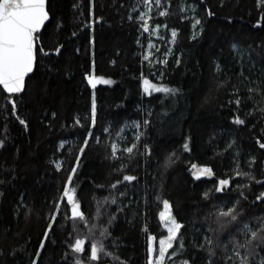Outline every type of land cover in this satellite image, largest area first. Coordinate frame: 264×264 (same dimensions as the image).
Segmentation results:
<instances>
[{
	"label": "trees",
	"instance_id": "obj_1",
	"mask_svg": "<svg viewBox=\"0 0 264 264\" xmlns=\"http://www.w3.org/2000/svg\"><path fill=\"white\" fill-rule=\"evenodd\" d=\"M144 7L172 41L155 64ZM47 10L24 92L0 89V264H150L165 203L179 229L163 264H264V0Z\"/></svg>",
	"mask_w": 264,
	"mask_h": 264
},
{
	"label": "water",
	"instance_id": "obj_2",
	"mask_svg": "<svg viewBox=\"0 0 264 264\" xmlns=\"http://www.w3.org/2000/svg\"><path fill=\"white\" fill-rule=\"evenodd\" d=\"M49 19L47 0H0V89L5 94L24 92L36 65L35 36ZM206 171L211 180V172ZM229 184L220 182V188Z\"/></svg>",
	"mask_w": 264,
	"mask_h": 264
},
{
	"label": "rangeland",
	"instance_id": "obj_3",
	"mask_svg": "<svg viewBox=\"0 0 264 264\" xmlns=\"http://www.w3.org/2000/svg\"><path fill=\"white\" fill-rule=\"evenodd\" d=\"M144 9L148 10V11L146 12V11L142 10L140 16L143 17V19H144V22H145L144 25H148L147 33L149 32V34H151L153 37L152 40H150V42L148 44V48L145 51L144 58L146 60H148L150 63L155 64V63H158V58L156 56V52L158 51V49L160 47V43L158 42V39H163V41H167V40H164L163 35L160 34L161 31H160V28L158 26H155V27L149 26L150 25L149 24V18L151 16V10L146 8V7H144ZM167 42L172 44L171 40H168ZM159 75H161V74H159ZM90 83L91 84L93 83L92 79L90 80ZM97 83L110 85L112 82L110 80L100 79V80H98ZM92 85H94V84H92ZM143 88H144V92L147 95H150L153 93H162L164 95V100L169 101V102H172L173 98L176 96V94L173 90H171L169 88L168 89L165 88L164 85L151 83L150 81H144ZM132 127H134V129H137L136 124H133ZM224 181H226V180H224ZM67 197H68L70 202H73V195L72 194L69 193L67 195ZM74 209L77 210L78 208L75 207ZM159 217H160L162 227L167 232V236L159 241V243H158L159 244V255L156 258H154L152 256L154 240H153V238H151L150 264H163L164 263L166 253L172 247L174 239L176 238V235H177V231L179 229V224L174 219V217L171 213L170 205L168 203L164 204L163 210L160 213ZM173 264H188V263L187 262H174Z\"/></svg>",
	"mask_w": 264,
	"mask_h": 264
},
{
	"label": "flooded vegetation",
	"instance_id": "obj_4",
	"mask_svg": "<svg viewBox=\"0 0 264 264\" xmlns=\"http://www.w3.org/2000/svg\"><path fill=\"white\" fill-rule=\"evenodd\" d=\"M195 173H196V176H198L200 179H205V178L208 179L207 171L204 168H196ZM263 194H264V191H263Z\"/></svg>",
	"mask_w": 264,
	"mask_h": 264
}]
</instances>
